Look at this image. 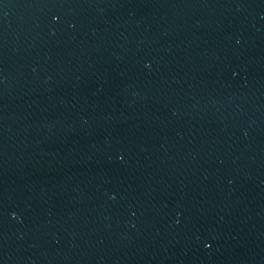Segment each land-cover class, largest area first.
Wrapping results in <instances>:
<instances>
[{
    "label": "water",
    "instance_id": "obj_1",
    "mask_svg": "<svg viewBox=\"0 0 264 264\" xmlns=\"http://www.w3.org/2000/svg\"><path fill=\"white\" fill-rule=\"evenodd\" d=\"M0 264H264V0H0Z\"/></svg>",
    "mask_w": 264,
    "mask_h": 264
}]
</instances>
